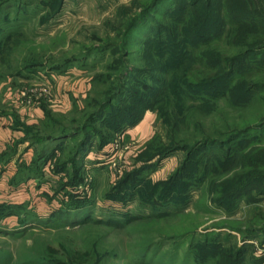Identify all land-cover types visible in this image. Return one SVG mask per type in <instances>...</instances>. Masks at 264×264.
Wrapping results in <instances>:
<instances>
[{
  "label": "rangeland",
  "instance_id": "rangeland-1",
  "mask_svg": "<svg viewBox=\"0 0 264 264\" xmlns=\"http://www.w3.org/2000/svg\"><path fill=\"white\" fill-rule=\"evenodd\" d=\"M182 1H161L132 29L122 49L107 47L120 43L121 30L150 0H0L1 104L26 116H34L43 104L64 118L59 129L72 134L73 119L85 117L90 108L86 100L104 96L115 57L126 53L129 65H142L144 42L155 37L166 13L177 11ZM204 1L191 16L185 42L193 45L196 30L222 27V33L199 46L206 50L202 76L215 73V81L192 94L183 78L175 88L168 76L175 68L160 64L158 74L143 80L162 91L156 101L166 89L169 99L153 100L137 124L116 132L105 146L91 141L87 147L97 160L78 161L81 180L76 184L67 183L72 167L59 174L54 167L58 156L73 158L78 138L61 151L59 143L71 138L56 140L50 146L56 153L46 162L49 196L38 209L40 218L24 213L15 229L0 227V264H55L64 248L90 249L99 264L192 263L191 242L206 234L226 247L245 249L252 264H264V237L255 244L260 233L249 232L264 226V0H207L215 4L207 11ZM229 18L240 27L229 29L234 25ZM178 39L170 45L176 48ZM100 75L103 80L95 81ZM141 77L130 74L126 88L134 92ZM189 93L197 98H188ZM124 95L101 118L114 119L116 109L129 113L119 105L131 103ZM44 118L39 131L47 124ZM101 118L90 132L105 128L98 123ZM126 174L128 200H114V187ZM73 200L86 201L87 208L79 214L71 208L63 216L59 208ZM115 218L120 224L100 222Z\"/></svg>",
  "mask_w": 264,
  "mask_h": 264
},
{
  "label": "trees",
  "instance_id": "trees-1",
  "mask_svg": "<svg viewBox=\"0 0 264 264\" xmlns=\"http://www.w3.org/2000/svg\"><path fill=\"white\" fill-rule=\"evenodd\" d=\"M163 0H150V2H147L142 9L143 11L138 15L137 18L132 19L127 27L121 30L120 32V43H113L112 45H109L107 48L116 47L120 45L123 48L126 49L129 43V34L132 31V29L141 21L146 19L148 16L151 15L153 10H155L156 6ZM201 0H183L179 3L178 9L175 12L166 13L167 17L164 19L165 21H162L158 24V28L156 31L155 37L150 40L144 42L145 47L143 49V64L138 67H132L127 63V57L126 53H123L119 57H115L114 65H116L114 72L111 73V75H108L109 85L104 91V96H99V94H96L94 99L88 98L86 100V106H90L89 110L86 112V116L83 115L73 119L76 123V129L73 131L72 134H68L64 129H59V125H61V120L64 121V118H61L59 120V113L57 112H50L45 105H41L44 116H45V122L47 124H44L43 130L39 131L37 129V125L35 127L28 128L26 131V136L29 138L31 144H37L38 148L35 150V155L32 159V162L30 166H24L19 167V173H21L23 176L18 179L15 177L14 183L20 182V180H26L28 178H36L40 177L41 174H43V166L46 164L49 158H51L56 151L51 148L56 140H60L62 137H70L71 141H66V143H59V147H57V151H61L66 144L69 142H72L74 139H77L76 146L74 148V154L73 158L68 160L59 159V156L56 159V164L54 167V172L59 174L60 172H68L69 169L72 167V173L69 175V179L67 180V183L72 185L76 184L81 180V177L78 175L79 173V167L77 166L78 161L82 162V160L86 158L95 159L97 160L96 153L92 152L90 149V145L87 147V145L92 141L96 140L97 147L101 148L105 146L106 144L110 143L111 140L115 138L114 134L116 132H121L122 130L126 129L129 126H133L137 124L144 116V111L146 108L151 107L153 100L154 103L158 104L159 101H164L169 99L168 95L171 92V90L166 89L165 95L159 97V101H156L157 96L162 95L159 89L153 90V88L148 87L147 82L143 80V78H149L152 76V73L158 74L160 64L166 65L169 64L173 68H175L174 72H171L168 74L169 77L174 78L173 83L175 85V88H180L181 86L177 82L179 78H183L184 82L188 86V90H190V93L194 94L196 92H201L203 90V84L206 82H214L215 81V73L205 77L204 72L202 76V71L207 66L205 65V49L199 48L200 44L205 43V41H208L215 35V33L219 32L222 33V27L215 28L214 24L209 25L206 30L199 31L196 30V36L194 37V43L193 45H190L189 43L185 42L186 34H187V28L189 25V22L191 21V16L196 10L200 9V5L198 3ZM216 1V0H215ZM204 6L206 7L207 11L211 6H215V4L212 5L210 1L205 0ZM202 15L198 16V20L202 19ZM215 16V14H214ZM213 19L215 17H212ZM229 23L233 24L234 19L229 18ZM126 24V23H125ZM231 26H237L236 28L240 27L239 23H234V25ZM16 28V27H13ZM180 29V34L178 35V32L175 34V31ZM196 27H194L195 29ZM200 28V27H199ZM227 29V31H230ZM16 30V29H13ZM13 32V31H12ZM199 32H205L202 34H199ZM16 33V32H15ZM12 33H9L7 37H5V40L7 38L11 37ZM181 35V36H180ZM177 36H179V39L177 40L178 45L176 48L174 46L170 45V42L172 41V38L176 40ZM220 36V35H219ZM164 37H166V40L164 41ZM170 38V39H167ZM18 39V38H17ZM15 38V40H17ZM4 40V39H3ZM5 42V41H4ZM252 51L254 53L259 52V50L256 48H253ZM75 58V57H74ZM207 64V63H206ZM212 67H215V61L211 63ZM206 66V67H205ZM202 67V68H200ZM29 71L36 72L37 68H30ZM137 73L139 76H142L141 79L143 80L141 83L137 82V88L134 90V92H130L127 88L124 82L128 79L129 75L132 73ZM104 75H100L98 78L95 77V81L103 80ZM188 77V78H187ZM154 78V77H151ZM158 79L155 81L157 82ZM217 90L213 91L212 94L216 93ZM127 93L131 97V103L128 104H122L120 103V107L123 112H125L127 109L130 110L129 113H120L118 109H116L114 112H112L111 116H114V119L109 118H101V116H105V112L110 108L111 106H114V102L119 97L123 98V95ZM188 95V98H197L193 96L192 94ZM221 93V92H220ZM125 96V95H124ZM116 115L118 116L116 118ZM80 118V119H79ZM98 118H101L98 122L99 125H104L105 128L101 131L100 129L96 128L93 132H90L92 128L93 121H97ZM81 120V121H80ZM103 120V121H101ZM115 123H113V121ZM63 124V123H62ZM48 126V127H47ZM248 132L247 130H245ZM245 131L239 133L236 137H240L242 134L246 133ZM45 135V136H44ZM80 136V137H79ZM231 138V137H230ZM233 136L231 139H234ZM40 141L44 144L40 145ZM212 143L215 141H211ZM205 142H203L204 144ZM192 149V148H191ZM190 149V150H191ZM52 159V158H51ZM49 167V166H48ZM53 167V166H52ZM50 168V167H49ZM49 171V169L47 168ZM51 172V171H50ZM53 172V171H52ZM51 172V173H52ZM130 179V175L126 174L125 177H122L117 185L114 187V192L111 195L113 199L118 201H127L128 197V189L127 183ZM242 187V186H241ZM126 193H125V191ZM131 196V195H130ZM129 196V197H130ZM176 195L171 196L170 198L174 199L176 198ZM179 200V199H178ZM86 201L82 202L81 200H73L68 205L61 207L60 213H63V216H68L71 214L70 211L71 208H74V211H76V214H79L78 211H81L83 208H87V205L85 203ZM89 205V204H88ZM21 210H23L22 206H16L15 210L12 209L9 205H1L0 206V219L7 214H12V212L16 213L18 215V221L23 222L24 217L21 216ZM83 212V211H82ZM59 213V214H60ZM82 214V213H81ZM88 215L84 217L83 221H86L88 218ZM116 220H108L107 222L104 220H100V222H105L109 225H118L120 224V219L115 218ZM241 232V231H240ZM249 232H256V234L260 233L264 237V226L259 229H252ZM193 235V234H192ZM210 235H204L203 238H194L191 242L190 246V253L194 254L193 259L194 261L192 263L195 264H245L246 260V250L237 246H228L226 247L223 245L220 240H218L216 237L212 238L210 240ZM194 237V236H193ZM249 237V235L247 236ZM264 243V238L262 240ZM59 259L55 260V264H99V260H97V257L92 254L90 249L86 248H70L66 249L64 248L61 253L59 254ZM186 259L184 264H191V262ZM254 263V262H253Z\"/></svg>",
  "mask_w": 264,
  "mask_h": 264
},
{
  "label": "crops",
  "instance_id": "crops-1",
  "mask_svg": "<svg viewBox=\"0 0 264 264\" xmlns=\"http://www.w3.org/2000/svg\"><path fill=\"white\" fill-rule=\"evenodd\" d=\"M43 117L42 107L35 108L34 116L30 114L26 116L20 114L16 109H9L7 103L1 104L0 102V206L9 205L15 210L16 206L21 205L23 208L20 213L22 217H25L24 213H28L29 216L39 219L41 212L38 214V211H42L43 201L47 200L49 196L47 189L48 164L43 166V174L40 177H31L14 183L18 174H20L18 179L23 176L19 173V167L30 166L35 150L38 148L37 144L30 143L26 131L39 124L38 122L42 121ZM17 222L18 215L12 212L0 219V227L15 229ZM258 239L262 240L261 234L253 242L256 244ZM259 263L263 264V262ZM247 264L252 263L249 260Z\"/></svg>",
  "mask_w": 264,
  "mask_h": 264
},
{
  "label": "built area",
  "instance_id": "built-area-1",
  "mask_svg": "<svg viewBox=\"0 0 264 264\" xmlns=\"http://www.w3.org/2000/svg\"><path fill=\"white\" fill-rule=\"evenodd\" d=\"M262 246H263V247H262L261 250H262V252H263V256H264V244H263Z\"/></svg>",
  "mask_w": 264,
  "mask_h": 264
}]
</instances>
